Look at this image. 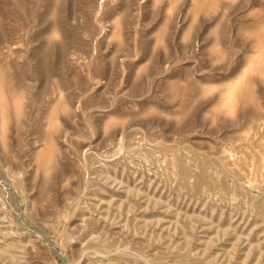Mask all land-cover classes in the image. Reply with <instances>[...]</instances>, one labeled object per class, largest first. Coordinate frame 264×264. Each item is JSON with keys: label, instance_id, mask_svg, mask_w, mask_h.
I'll return each mask as SVG.
<instances>
[{"label": "rangeland", "instance_id": "374dc122", "mask_svg": "<svg viewBox=\"0 0 264 264\" xmlns=\"http://www.w3.org/2000/svg\"><path fill=\"white\" fill-rule=\"evenodd\" d=\"M0 264H264V0H0Z\"/></svg>", "mask_w": 264, "mask_h": 264}, {"label": "bare ground", "instance_id": "6f19581e", "mask_svg": "<svg viewBox=\"0 0 264 264\" xmlns=\"http://www.w3.org/2000/svg\"><path fill=\"white\" fill-rule=\"evenodd\" d=\"M45 235V234H44Z\"/></svg>", "mask_w": 264, "mask_h": 264}]
</instances>
